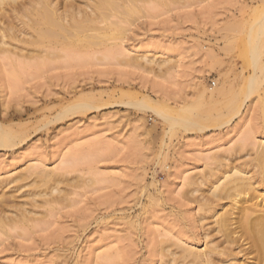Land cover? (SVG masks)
<instances>
[{
	"label": "rangeland",
	"instance_id": "1",
	"mask_svg": "<svg viewBox=\"0 0 264 264\" xmlns=\"http://www.w3.org/2000/svg\"><path fill=\"white\" fill-rule=\"evenodd\" d=\"M141 3L108 48L38 53L21 38L0 53V127L19 135L0 147V200L17 222L0 233V264H166L171 250L218 241L200 200L222 163L249 161L264 141V102L255 93L229 117L222 100L202 130L172 133L125 103L150 98L180 117L221 86L242 98L253 70L241 47L264 0ZM81 101L96 108L57 120Z\"/></svg>",
	"mask_w": 264,
	"mask_h": 264
},
{
	"label": "bare ground",
	"instance_id": "2",
	"mask_svg": "<svg viewBox=\"0 0 264 264\" xmlns=\"http://www.w3.org/2000/svg\"><path fill=\"white\" fill-rule=\"evenodd\" d=\"M141 1L145 0H0V53L11 54L12 52L15 54L20 49L16 43H23V38H29L25 44L28 43L33 47L34 52L41 49L40 53L46 48L55 50L62 47L64 50L63 47H65L72 51H86L100 46L107 47L108 43L106 42L111 41L110 37H113L114 31L121 27L119 25L123 21L126 22V19H129L128 16L137 12L140 8L138 3ZM28 50L25 53L29 52ZM45 52L46 50L43 53ZM241 52L245 63L249 64L253 70V74L246 80L240 91L242 98L234 89L227 88L228 86L217 87L218 90L212 89L213 91L211 90L206 95L208 103L210 102L207 104L208 106L202 107L204 105L194 103L195 107L191 108L192 110L185 108L186 110H183L180 117L172 115L166 106H162L163 108L154 107L150 98L149 101H126L128 103L125 105L136 109L139 113H153L168 125L170 133L175 130L174 128H182L185 131L202 130L204 128L203 120L211 121L210 116L207 115L218 110L219 102L222 100L220 106L226 110V112L224 110L227 113L225 116L229 115L230 117L233 114L235 116L255 93L260 98L259 101L264 102V90L261 91V85L264 83L263 12L249 24ZM108 54L110 51L106 55H111ZM31 56L36 58L37 55L35 56L31 52L30 58ZM39 66H36L37 69L34 67L38 70ZM76 103L66 111L64 110L65 112L59 115L57 120L64 118L66 113V115L77 112L84 113L96 108L89 102ZM217 119L220 117L218 116ZM13 132L11 129L5 130L0 127V147L7 148L14 145L17 134ZM256 148L257 150L252 153V156L250 155L252 158L243 164L226 162V164L220 163V165L218 163L220 166L217 170L219 171L217 180L209 187V195L203 196L200 200L201 211H203L201 213L205 215L202 217L211 220L209 226L218 241L212 239L215 242H208L209 244L205 245L202 251L180 248L178 256L171 250L172 253H169L170 258L166 264H264V141L257 143ZM31 169L34 170L33 166L27 168L25 172L29 173ZM41 171L34 170L29 175H39L41 178H39V182L42 185H50L49 173L43 174ZM2 184H0V191L3 188ZM191 185L194 187L191 189L192 193L200 191L199 184L192 181ZM53 187H48L50 195L55 189ZM46 194L44 192V195ZM36 196L41 197L42 193L32 191L30 197L35 198ZM224 202L227 203L224 204ZM10 212L12 211L8 209L7 202L1 199L0 233H6L7 227L17 224L15 218L11 216L10 219L7 216ZM20 222H23V219Z\"/></svg>",
	"mask_w": 264,
	"mask_h": 264
}]
</instances>
